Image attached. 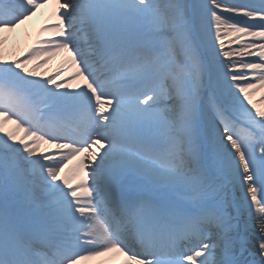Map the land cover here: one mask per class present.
<instances>
[{"label":"snow or ice","instance_id":"snow-or-ice-1","mask_svg":"<svg viewBox=\"0 0 264 264\" xmlns=\"http://www.w3.org/2000/svg\"><path fill=\"white\" fill-rule=\"evenodd\" d=\"M261 90L264 0H0V264H264Z\"/></svg>","mask_w":264,"mask_h":264},{"label":"bare ground","instance_id":"bare-ground-1","mask_svg":"<svg viewBox=\"0 0 264 264\" xmlns=\"http://www.w3.org/2000/svg\"><path fill=\"white\" fill-rule=\"evenodd\" d=\"M50 11H51L50 5L40 9L37 12L35 17H33L31 20L27 21L24 25H21L16 30V32L12 34L14 39H13V41H10V43H9V53L10 54L13 51H15L17 54H19L20 52L25 50L32 43V40L36 38V30H37L38 26L46 20ZM44 35L47 36L48 34L45 33ZM14 43L16 45L15 48H13ZM41 59H43V57H41ZM66 60H67V53L61 52L55 58L50 60L48 64H45L42 67H40L38 69V71L45 73V74H50L52 72L59 70V68L61 66L65 65ZM30 67H31V65H30ZM74 71H75L74 68L69 69L67 75H71ZM262 96H264V90L256 92V94L253 96V100L256 102H259L260 98ZM260 106L264 107V105H260ZM8 127H12V125L9 123ZM46 148H48L47 145H41L40 151H44ZM201 163L209 171H210V168L212 169L211 164H213V161L209 155H207V154L204 155L201 159ZM240 195H243V194L241 193ZM246 218H247V213H244L243 217L238 220V223L241 227V230L243 229L244 219H246ZM104 259H105L104 257H98V258H94V259L89 260V261H85V262H83V264H91V263L92 264H100V261H102Z\"/></svg>","mask_w":264,"mask_h":264}]
</instances>
